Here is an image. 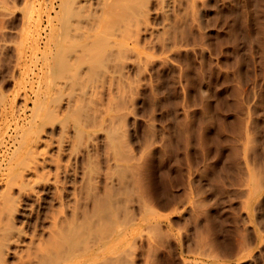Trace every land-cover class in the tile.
Listing matches in <instances>:
<instances>
[{
    "label": "bare ground",
    "instance_id": "6f19581e",
    "mask_svg": "<svg viewBox=\"0 0 264 264\" xmlns=\"http://www.w3.org/2000/svg\"><path fill=\"white\" fill-rule=\"evenodd\" d=\"M35 1L22 2L19 105L0 94V264H160L174 229L196 256L182 264H264V150L251 110L239 164L246 213L233 255L205 235L199 179H189L185 198L161 213L145 193L148 149L134 153L124 141L126 72L138 68L141 39L154 29L166 45L176 0H51L42 34L41 22L31 26ZM26 42L37 72H21ZM254 244L262 247L254 252Z\"/></svg>",
    "mask_w": 264,
    "mask_h": 264
},
{
    "label": "rangeland",
    "instance_id": "374dc122",
    "mask_svg": "<svg viewBox=\"0 0 264 264\" xmlns=\"http://www.w3.org/2000/svg\"><path fill=\"white\" fill-rule=\"evenodd\" d=\"M22 2L0 0V94L13 109L22 93L15 87L17 46L27 35L22 31ZM50 2L35 1L32 30L41 22L38 29L43 33ZM175 2L166 45L162 46L164 35L154 29L141 39L138 68L126 72L124 141L134 153L148 149L143 162L145 193L161 213L185 198L189 179H199L207 199L200 208L205 235L218 242L223 255H233L240 244V217L246 213L239 164L250 110L254 136L264 150V0ZM155 9L153 3L149 23L156 28ZM30 46L26 42L23 48L21 72H37L39 59L32 56ZM0 146L1 156L5 149L1 137ZM176 232L162 246L160 264H182L183 258L196 257L186 234L177 237ZM261 247L254 244L253 251Z\"/></svg>",
    "mask_w": 264,
    "mask_h": 264
}]
</instances>
